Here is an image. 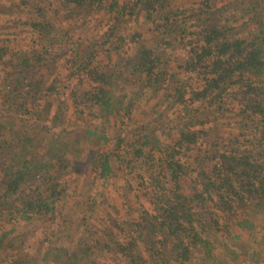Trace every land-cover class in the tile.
<instances>
[{"label":"trees","instance_id":"16d2710c","mask_svg":"<svg viewBox=\"0 0 264 264\" xmlns=\"http://www.w3.org/2000/svg\"><path fill=\"white\" fill-rule=\"evenodd\" d=\"M13 1L0 6V264H264V244L218 245L231 229L264 242V0ZM99 14L105 40L71 46ZM7 26L28 41L2 40ZM71 79L73 115L59 99ZM82 115L96 123L72 128ZM232 117L236 133H217ZM82 162L101 181L121 168L128 191L138 180L153 215L71 229Z\"/></svg>","mask_w":264,"mask_h":264},{"label":"rangeland","instance_id":"374dc122","mask_svg":"<svg viewBox=\"0 0 264 264\" xmlns=\"http://www.w3.org/2000/svg\"><path fill=\"white\" fill-rule=\"evenodd\" d=\"M16 2L13 0H0V6L5 9H13ZM177 5L181 6H191L193 8L197 7L199 5V0H185L176 3ZM61 16V15H60ZM1 18H11V15H2ZM13 18V17H12ZM61 18V17H60ZM60 18L56 17L54 20L58 23V28L60 30H67L68 27H73L74 24L68 25L59 22ZM59 19V20H58ZM110 26V20L107 16H104L102 14L97 15L94 19H91L90 22H87L86 26L79 27V29H72L71 33L73 34L72 40L69 38L70 45H74V42H80L82 40H85L86 43H84V46H87L90 44L91 41L96 40L98 42H103L104 35L107 34V29ZM75 28V26L73 27ZM69 31V30H67ZM106 32V33H105ZM62 33V32H61ZM64 34V33H62ZM25 34L22 33L20 30H15L13 26H7V28L3 29L1 32V38L2 40H17V42H22L25 43L28 40L22 38L21 36H24ZM16 36V37H15ZM27 36V35H26ZM103 37V38H102ZM163 40L162 36L158 34L156 38V42H161ZM52 48V47H51ZM50 48V49H51ZM18 51H15L17 53ZM62 52V50H61ZM75 52L73 51V54L71 56H75ZM9 56L7 60L10 58ZM103 59V58H102ZM17 63V60H16ZM15 63V64H16ZM176 64V62H174ZM74 65V64H73ZM69 65H65L60 67L63 69L62 71V76L66 73L65 70H68ZM65 82V81H64ZM77 80L71 79V80H66L65 85H62L61 91H60V102H64L65 104H69V111H71L70 115H73L75 112V108L72 106L70 108V103L71 101V96H70V91L74 87H84V86H77ZM82 89V88H81ZM132 87L130 88V90ZM156 97L157 95L150 96L148 97L149 100H144L145 102L140 105V112L145 110L149 105H152L156 102ZM1 104V103H0ZM55 109V107H54ZM179 110L175 111L173 113L172 117L176 118L178 121L179 118ZM200 118H203L204 115L200 114ZM70 118V117H69ZM80 118V122H73L71 124L72 128H82V127H87V125H91L95 122L93 119L90 122V115L87 117L85 116H78ZM71 119V118H70ZM74 120V118H73ZM86 120V121H85ZM225 121V120H224ZM222 121L221 125L217 129V133L222 134L223 136H227L229 133H236L235 130V125L237 124V119H227L225 122ZM182 122H186V120H182ZM85 123V125L83 124ZM179 123V121H178ZM97 125V124H96ZM202 128V127H198ZM204 128V127H203ZM206 129L210 128V125L206 123L205 126ZM74 132H80L82 131L81 129L78 130H73ZM208 140V139H207ZM86 148H92V143L85 144ZM97 147H95L96 149ZM195 153H192V157L189 158L188 164L190 165L195 164V159L196 156ZM186 161V160H185ZM80 172H82L81 179H80V184L79 179L77 180V183L71 184V187L68 191L69 196L65 199V204L63 208V213L65 214H70L72 215L73 218V223L69 226L71 229H76V223L80 221V219H85L87 220V224L91 226H95L96 231H98L101 226L103 225L102 223H105L104 221V216L109 214H112L110 218L115 219L116 216H120L119 218L123 219H129L131 218L134 221H137L139 219L141 212L140 210H145L148 215H153L152 212V207L150 206V201L148 197L145 195V190L144 186H141L138 182V180L133 181V186L134 189L132 191H128L126 189V175L124 174L123 170L120 168V176L109 179L108 181H101L99 177L95 176L91 171H89L88 167L82 162V166L80 168ZM87 172L89 174H87ZM121 177V178H120ZM131 180V178H129ZM78 185V186H77ZM77 188L76 191L74 189ZM140 191V194H136L135 192ZM189 190H187V194H190ZM89 195L92 201L84 200V196ZM126 196V197H125ZM92 203H95L98 205H102V209L100 208L99 210H96V206H94ZM98 208V207H97ZM130 213L128 216L127 214ZM216 217V216H215ZM214 217V218H215ZM107 219L109 217L107 216ZM72 220V219H71ZM256 223V232L260 230L263 234L264 233V223L263 222H255ZM263 223V224H262ZM13 228L12 225L6 226V231L11 230ZM262 229V230H261ZM236 230V231H235ZM231 229L230 230V236L227 239L219 238L218 245L221 248V246H226L229 244V242L232 240L234 242L233 244H247L248 246L257 248V250H260L264 242H261V236H258L259 234L255 233L252 236H249L244 233H240L237 229ZM70 234V232H69ZM75 233H72V235ZM71 235V234H70ZM71 238V236H70ZM231 243V242H230ZM221 245V246H220ZM264 248V247H263ZM221 250V249H218ZM189 264H206L204 260L201 258V256L197 253H194L191 261Z\"/></svg>","mask_w":264,"mask_h":264}]
</instances>
